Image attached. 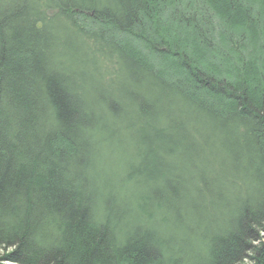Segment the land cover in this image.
I'll list each match as a JSON object with an SVG mask.
<instances>
[{"label": "trees", "instance_id": "trees-1", "mask_svg": "<svg viewBox=\"0 0 264 264\" xmlns=\"http://www.w3.org/2000/svg\"><path fill=\"white\" fill-rule=\"evenodd\" d=\"M226 61L264 63V0H0V261L264 264V92Z\"/></svg>", "mask_w": 264, "mask_h": 264}, {"label": "rangeland", "instance_id": "rangeland-1", "mask_svg": "<svg viewBox=\"0 0 264 264\" xmlns=\"http://www.w3.org/2000/svg\"><path fill=\"white\" fill-rule=\"evenodd\" d=\"M49 33L53 34L54 39L59 38L58 23L56 21L52 22L50 29H49ZM188 35H190V33H188ZM181 38H182V36H181ZM190 38H191V35H190ZM63 41L65 44L69 45V48L71 51H69L68 54L71 55V57H72V61H73L72 63L75 62V64H76V62H78L80 65L81 61L79 60L80 59V57H79L80 44H78L79 42L74 40V37L68 38V39L64 38ZM131 46L137 52L141 53L142 56L146 55V52L144 51L145 48L143 49L142 46H140V45L137 46L136 44L133 45L132 43H131ZM251 50L252 49H250V51ZM241 51H244V50L242 49ZM250 51H248V52H250ZM190 52H192V50H190ZM239 53H242V52H239ZM245 53H242V54L245 55ZM148 58L150 60V57H148ZM67 61H68V59H66V60L63 59V61H61V64L69 67ZM216 62H218V61H216ZM79 65L77 64L74 68L70 67L69 72L72 75H74L73 77H74L75 81L77 82V86L80 88V90L85 95L87 94L88 91H90L92 89H94V90L104 89L105 90V89L109 88L110 84L116 85L115 79L117 78V75H119L120 77L122 76L121 71H119L117 73L114 69H111V68L105 69V68H101L100 66H96V68H94V69L92 68V69L88 70L86 68L85 69L82 68ZM238 65H239V63H237V66ZM231 66H232L231 63L229 61H226L224 63V70L225 71L222 72L223 74H221V75H224V77H225L224 80H225L226 85L227 84L233 85L231 90L238 91V89H241V87H243V88L245 87L248 91H250V93L252 91L253 92H255V91L259 92L260 89L263 90V92H264V63L258 64L257 69H255L254 67L250 68V66H249V67L245 68V70H243V72H241V73L237 69H235ZM234 66H235V64H234ZM237 66H235V67H237ZM215 67H214V69H215ZM203 68L208 70L212 75H214L216 72V70L213 69V66L210 67L211 68L210 69L208 65H204ZM109 75L111 76L110 79H108ZM214 77L216 80H218L216 74L214 75ZM219 78H220V81L223 82L222 81L223 77H219ZM256 87L259 89H255ZM252 89H255V91ZM251 96L254 97V95H251ZM215 146H216V153L214 154L215 166L213 165L214 173L219 178L224 177V178H230V180H231L234 177V175L232 173L234 171V167L232 166L233 157L227 156L229 159L231 158V160L230 161L227 160V163H226L227 166L224 165L223 162L221 161V157L218 156L219 153L222 151L221 150L222 146H220L219 144L215 145ZM114 173H116V172L114 171ZM102 178H103V180H101V181L106 180V176L103 174L100 175V179H102ZM113 179H116V177H113ZM135 192L143 194V190L140 188V186H137V190H135ZM113 205L118 206L119 203L116 202ZM179 237H180V235H179ZM184 242H185L184 243L185 248H188L190 245H189V242L187 241V238H186V240H184ZM2 257L4 258L5 256H2ZM0 264H14V263H11L9 261H6V262L0 261Z\"/></svg>", "mask_w": 264, "mask_h": 264}]
</instances>
